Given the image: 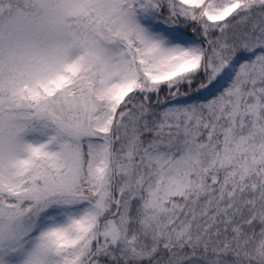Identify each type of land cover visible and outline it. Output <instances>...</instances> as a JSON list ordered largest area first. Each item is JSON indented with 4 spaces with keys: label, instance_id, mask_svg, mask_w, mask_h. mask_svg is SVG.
<instances>
[{
    "label": "rangeland",
    "instance_id": "374dc122",
    "mask_svg": "<svg viewBox=\"0 0 264 264\" xmlns=\"http://www.w3.org/2000/svg\"><path fill=\"white\" fill-rule=\"evenodd\" d=\"M174 1L202 10L207 24H221L260 0ZM156 10L150 0H0V181L15 195L37 191L43 183L56 193L67 176L79 189L74 199L43 209L34 228L17 230L14 237L12 220L1 218L0 264H88L103 217L110 218L101 232L105 239L125 242L139 260L148 258L162 227L178 224L180 210L169 208L171 203L205 181L211 139L184 138L176 147L158 143L142 153L133 149L134 130L146 122L141 108L121 131L123 170L112 193L110 137L118 110L135 93L198 73L205 56L198 39L159 19ZM77 79L97 108L87 147L40 112ZM263 82L264 49L254 48L225 61L216 82L200 94L173 99L158 114L189 133L199 113L206 121L210 113L221 120L230 107L228 122L238 121L241 128L233 158L251 162L264 154L257 98L264 95ZM143 188L145 213L135 205ZM262 254L264 243L257 251L260 259Z\"/></svg>",
    "mask_w": 264,
    "mask_h": 264
},
{
    "label": "trees",
    "instance_id": "16d2710c",
    "mask_svg": "<svg viewBox=\"0 0 264 264\" xmlns=\"http://www.w3.org/2000/svg\"><path fill=\"white\" fill-rule=\"evenodd\" d=\"M150 1L156 6L159 19L198 39L204 47L205 56L198 73L175 85L135 93L118 110L110 137L113 196L123 170L119 162L121 131L126 123L136 121L141 108L147 110H144L143 117L146 122L134 130L137 144L133 149L142 153L158 143L176 147L177 142H182L184 138L211 139L210 167L199 187L171 203L169 208L176 206L180 210L178 224L165 231L162 227L161 235H156L158 242L155 252L150 257L139 260L125 248V242L117 240L113 243L105 239L101 232L110 218L103 217L99 244L94 248L88 264H264V254L261 259L257 255L264 243V215L261 213L264 207V154L251 162H235L234 142L241 128L238 121L235 124L228 122L230 107H227L226 115L221 120L218 115L210 113L211 120L206 121L199 113L190 125L189 133L181 126L179 129L170 126L169 122L165 123L158 114L161 107L171 100L195 96L210 87L220 76L225 61L234 56H246L254 48L264 49V0L253 6L248 5L221 24L203 22L202 10L186 8L174 0ZM84 87L77 79L73 86L56 92L39 110L42 109V116L46 115L48 120L87 147V140L93 136L90 121L97 108ZM260 88L263 89V85ZM257 98L260 100L259 118H264V95ZM246 99L243 97L237 103L240 110L245 108ZM124 113L125 119L122 116ZM219 124L222 127L217 131ZM72 177L67 176L65 182H60L56 193L53 192V185L42 182L37 191L30 190L24 195L11 193L0 181V219L8 217L12 220L10 234L14 237L17 230L30 226L34 228L39 213L50 204L74 199L79 189L73 185ZM144 190L140 191L138 195L141 198L135 203L143 213L147 212L149 206L142 205L146 199L142 197L146 195ZM121 194L124 193L121 191ZM121 194L118 195L119 199L123 198ZM170 212L166 211L167 218ZM131 215L136 217L135 213ZM167 218L160 219L156 224H164Z\"/></svg>",
    "mask_w": 264,
    "mask_h": 264
}]
</instances>
